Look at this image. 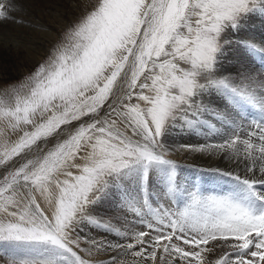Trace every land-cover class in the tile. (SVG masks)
<instances>
[{
  "label": "snow or ice",
  "instance_id": "6c2138e0",
  "mask_svg": "<svg viewBox=\"0 0 264 264\" xmlns=\"http://www.w3.org/2000/svg\"><path fill=\"white\" fill-rule=\"evenodd\" d=\"M76 7L43 61L0 92V121L20 133L0 151V258L205 264L219 248L213 264H264V30L252 28L264 0ZM18 10L0 0V21Z\"/></svg>",
  "mask_w": 264,
  "mask_h": 264
},
{
  "label": "bare ground",
  "instance_id": "6f19581e",
  "mask_svg": "<svg viewBox=\"0 0 264 264\" xmlns=\"http://www.w3.org/2000/svg\"><path fill=\"white\" fill-rule=\"evenodd\" d=\"M5 2H6V0H5ZM12 2L17 5L19 10L11 13V15L13 17H15L14 20L0 21V29L1 30H7V32L10 31L12 33H14L15 31L16 32L19 31L20 35H21L20 36L21 40H18L17 38H15V36L5 38V35H4V37H2L0 35V79L6 77V76H4V74H6V70L8 69V67H6V63L13 65L15 67V69L13 68L14 71L19 72V71H22V69H24L25 67L32 66V65L36 64V62L38 61V58H36V57L34 58L35 52H33V51L35 50V47L39 48V47L43 46L46 42H48V41H46V40H48V38H46V39H38V37L36 38V35H35L36 33L34 34L33 31L36 32L37 25L41 26L44 22V20H42L41 18L36 19V16L42 15L46 18V21H48V15L47 14H51L53 9H57V11L61 12L62 20H65L64 18L68 15L67 14L68 12H70V13L75 12L76 13V10H77V7L75 5L76 0H56L55 2H51V1L46 0L42 3V5H37V6H36V2L35 3H29L26 0H24V1L23 0H12ZM64 3H65V5H64ZM53 15H54V13H53ZM45 18H43V19H45ZM17 20H21L23 22L21 24H19L16 22ZM47 25L48 26H51V25L55 26L56 24L54 23V25H53V23L49 22ZM61 26H63V25L61 24ZM44 27H46V24L44 25ZM16 34L18 35L19 33H16ZM31 35H33V36H31ZM17 37H19V36H17ZM28 43H31L34 45L32 46ZM23 50H25L26 53L23 52ZM32 54H33V56H32ZM11 68H12V66H11ZM203 142H204V140L202 138H201V141H197V143H203ZM178 157L180 158L178 160H182V161H184V163H187L189 165H196L200 168H206V169L209 167L226 168L228 166L227 161H222L216 157H207V156L202 157L198 153H186V152L182 151L180 156H178ZM205 178H207V177H205ZM99 239H100V237H99Z\"/></svg>",
  "mask_w": 264,
  "mask_h": 264
},
{
  "label": "rangeland",
  "instance_id": "374dc122",
  "mask_svg": "<svg viewBox=\"0 0 264 264\" xmlns=\"http://www.w3.org/2000/svg\"><path fill=\"white\" fill-rule=\"evenodd\" d=\"M26 1L29 3H35L36 2V6H37V5H42V3L46 0H26ZM47 1L55 2L56 0L55 1L54 0H47ZM86 2L87 3H95L96 0H86ZM64 5H65V3H64ZM75 5H76V2H75ZM53 13H54V15H53ZM69 13L70 12H68L67 13L68 15L64 18L65 20H62L61 12L57 11V9H53L51 14H47L48 15V21H46V18L42 15L36 16V19L41 18L42 20H44V22L41 26H38L36 24L38 28L36 27V32L35 31H33V32H34V34L36 33L35 35H36V38L38 37V39H41V37L46 36V38H48V40H46V41H48V42L45 41L46 43L39 48L35 47V50L33 51V52H35L34 58L35 57L38 58V61L36 62V64H34L32 66L25 67L24 69H22V71L16 72V71H14L15 67L13 65L6 63V67H8V69L6 70V74H4V76H6V77L0 79V90H1L0 92H3L4 89L10 84L22 82L23 78L26 75H28L39 62L43 61V59L45 58L46 53H47L46 51L50 47L49 40H51L54 37H57L59 35L60 30L63 29L64 25L69 20L75 19L80 14V10L77 8L76 13L75 12L74 13L72 12L70 14ZM43 18H45V19H43ZM49 22L53 23V25L55 23L56 25L55 26H52V25L48 26L47 24ZM19 24H21V23H19ZM45 24H46V27H44ZM61 24L63 26H61ZM252 28L254 30H257V31H262V30H264V22H262L261 19L258 18L252 23ZM6 32H7V30H1L0 29V35L2 37H4V35H5V38L15 36V38H17L18 40H21V37H20L21 35H20L19 31L18 32L15 31L14 33L10 32V31H8L7 33ZM16 33H19V34L17 35ZM17 36H19V37H17ZM31 36H33V35H31ZM28 44H30L32 46L34 45L31 43H28ZM23 52L26 53L25 50H23ZM32 56H33V54H32ZM11 66H12V68H11ZM19 134H20L19 131L13 130L10 127H8L7 122L0 121V151H2V145L5 141L8 144H11L12 142H14L18 138ZM174 135H175V142L177 145L182 144V143H188V142L192 143V144L193 143L196 144L197 141H201V138H199L198 136H189V135L183 134V133H175ZM50 146L51 145H49V147ZM181 152L177 151V152L172 153L171 154L172 158L176 159L178 163L189 165L187 163H184V161H182V160H178V159H180L178 156H180ZM194 166H195V168H200L196 165H194ZM201 169H206V168H201ZM0 171H2V169H0ZM182 174L185 176H188V177H194L195 175H197V173L195 171H193L192 168L184 169ZM205 179L207 180V178H205ZM131 218L132 217L130 216L129 219H131ZM94 233H92V234L96 235V233L95 234ZM97 239H99V236H97ZM100 239H101V237H100ZM220 254H222V250L219 248H214L213 252H206L204 254L206 256L205 264H213L214 260L217 259ZM104 258H105L104 254H101V255L98 254L96 257H94V259H104ZM124 259L130 260V259H132V257L128 256V257H125ZM0 264H5V261L3 258H0ZM157 264H159V260L157 261Z\"/></svg>",
  "mask_w": 264,
  "mask_h": 264
}]
</instances>
